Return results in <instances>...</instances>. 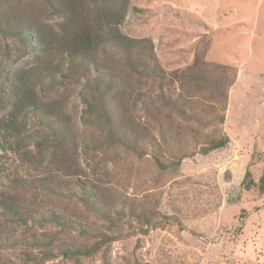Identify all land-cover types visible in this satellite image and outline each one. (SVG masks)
I'll return each mask as SVG.
<instances>
[{
  "label": "rangeland",
  "instance_id": "rangeland-1",
  "mask_svg": "<svg viewBox=\"0 0 264 264\" xmlns=\"http://www.w3.org/2000/svg\"><path fill=\"white\" fill-rule=\"evenodd\" d=\"M123 31L151 38L168 73L186 68L198 53L207 63L233 68L221 126L229 144L207 156L190 146L195 155L165 174L150 153L108 152L104 158L100 149L85 154L79 147L73 153L78 173L55 176L52 191L38 181L47 176V157L34 168L16 151L0 148V191L15 194L18 187L20 199L33 208L26 222L0 208V264H75L63 255L64 245L87 241L79 237L78 225L61 226L53 212L81 222L91 233L115 236L110 264H264V195L242 187L247 168L256 180L264 169V0H131ZM25 49L19 40L0 37V66L28 72L35 51L22 53ZM4 77L0 72V84ZM36 91L44 94L39 85ZM65 92L83 137L101 134L82 125L85 104L77 86L60 82L47 94ZM29 123L38 128L34 115ZM34 146L31 140L29 148ZM78 178L116 200L143 204L152 213L150 223L126 207L109 230L108 222L78 199L73 184ZM82 264L104 263L96 254L82 257Z\"/></svg>",
  "mask_w": 264,
  "mask_h": 264
},
{
  "label": "trees",
  "instance_id": "trees-1",
  "mask_svg": "<svg viewBox=\"0 0 264 264\" xmlns=\"http://www.w3.org/2000/svg\"><path fill=\"white\" fill-rule=\"evenodd\" d=\"M130 3L0 0V37L19 40L26 47L22 53L35 51V64L28 72L0 66L5 76L0 84V148L16 151L34 168L43 165L47 157V176L38 181L49 191L55 176L78 173L73 153L79 147L85 154L100 149L104 158L108 152H132L137 157L150 153L160 174H165L195 155L190 146L207 156L230 142L221 126L226 118L228 89L235 81L233 68L207 63L204 54L198 53L186 68L168 73L151 38L124 33ZM54 17L58 20L53 22ZM60 82L78 87L85 104L81 123L85 129L101 130V134L83 137L65 99L67 92L47 94ZM37 85L44 92L41 96ZM30 115L38 120L37 129L30 125ZM31 140L35 141L34 149L29 148ZM73 184L78 188V199L106 220L109 230L124 216L126 207L150 223L152 213L143 204L116 200L112 193L81 178ZM242 187L264 195V169L256 180L247 168ZM13 189L15 194L0 191V208L26 222L29 207L20 199L19 188ZM52 218L67 228L78 225L79 237L87 241L64 245L66 258L82 264V257L101 254L103 263L110 264L115 236L99 230L91 233L81 222L54 212Z\"/></svg>",
  "mask_w": 264,
  "mask_h": 264
}]
</instances>
